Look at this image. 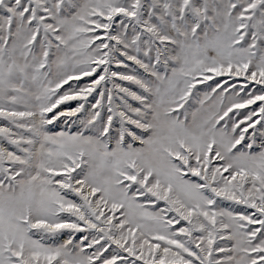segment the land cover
Listing matches in <instances>:
<instances>
[{"label":"snow or ice","instance_id":"6c2138e0","mask_svg":"<svg viewBox=\"0 0 264 264\" xmlns=\"http://www.w3.org/2000/svg\"><path fill=\"white\" fill-rule=\"evenodd\" d=\"M0 264H264V0H0Z\"/></svg>","mask_w":264,"mask_h":264}]
</instances>
